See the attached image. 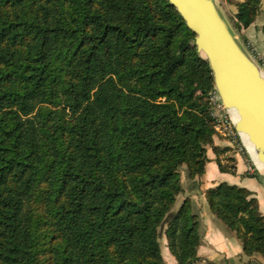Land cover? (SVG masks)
Here are the masks:
<instances>
[{
	"label": "trees",
	"instance_id": "obj_1",
	"mask_svg": "<svg viewBox=\"0 0 264 264\" xmlns=\"http://www.w3.org/2000/svg\"><path fill=\"white\" fill-rule=\"evenodd\" d=\"M261 4H238L241 36ZM195 37L168 0H0V264H167L163 228L176 264H210L190 201L174 212L182 172L203 177L209 148L237 166L219 158ZM205 197L264 262L254 194Z\"/></svg>",
	"mask_w": 264,
	"mask_h": 264
},
{
	"label": "water",
	"instance_id": "obj_2",
	"mask_svg": "<svg viewBox=\"0 0 264 264\" xmlns=\"http://www.w3.org/2000/svg\"><path fill=\"white\" fill-rule=\"evenodd\" d=\"M168 1L195 34L197 53L209 63L215 90L235 130L252 144L248 154L264 182V69L229 22L219 0Z\"/></svg>",
	"mask_w": 264,
	"mask_h": 264
},
{
	"label": "crops",
	"instance_id": "obj_3",
	"mask_svg": "<svg viewBox=\"0 0 264 264\" xmlns=\"http://www.w3.org/2000/svg\"><path fill=\"white\" fill-rule=\"evenodd\" d=\"M243 1L244 0H241L240 3ZM262 10L256 22L249 29L244 31L243 36L237 32L249 50V43L247 37L244 35L247 34L249 39L252 38L251 34H257V32L264 35V24H262L261 28L257 24L258 19L264 17V6ZM236 13H234V15ZM251 41L254 42L253 40ZM215 144L221 148L228 147V143L219 137L215 139ZM224 153L219 156L221 161L223 160ZM208 157L210 161L207 163L206 173L203 177L191 179L185 170L182 172L184 193L178 197L174 212H177L184 203L189 200L191 209L194 210L195 214L200 216L202 222V244L198 253L201 258V263L264 264L260 257H248L244 254L242 245L235 234L230 232L227 227L211 213L205 197V191L207 189L215 187L220 183H228L230 185L243 187L254 194L259 202V208L264 215V182L260 178L255 177L259 174L257 167H255L254 174L251 175L248 171L250 161L244 157L235 156L233 159L237 166L236 174L222 173L217 163V155L211 148L208 149ZM172 261L176 264L174 260Z\"/></svg>",
	"mask_w": 264,
	"mask_h": 264
},
{
	"label": "built area",
	"instance_id": "obj_4",
	"mask_svg": "<svg viewBox=\"0 0 264 264\" xmlns=\"http://www.w3.org/2000/svg\"><path fill=\"white\" fill-rule=\"evenodd\" d=\"M264 67V63H262ZM211 117L214 121V129L216 136L224 139L228 143V151L224 153L223 164H228V159L241 156L250 161L248 168L249 174L253 175L256 163L249 158L248 148L245 141L239 136L235 130L232 116L228 113L219 94L215 90L210 95Z\"/></svg>",
	"mask_w": 264,
	"mask_h": 264
},
{
	"label": "rangeland",
	"instance_id": "obj_5",
	"mask_svg": "<svg viewBox=\"0 0 264 264\" xmlns=\"http://www.w3.org/2000/svg\"><path fill=\"white\" fill-rule=\"evenodd\" d=\"M240 1L241 0H219V2L222 4L223 11H224V13H225V15L228 18L230 23H231V20H233L235 17L234 13H236V9L238 10L237 6H238V4H240ZM263 6H264V0H262L260 13H261V11H263L262 10ZM257 24L261 28L262 24H264V17H260L257 21ZM251 35H252L251 39L248 38L247 34H245L244 36L247 37L249 47H250V51H251L252 55L257 60V62L260 64V66L264 69V67L262 65V63H264V35L261 34L260 32H257V34L255 33V34H251ZM251 40H253L254 42H252ZM192 211L194 213V210H192ZM169 216L167 217V219L169 218ZM199 218H200V216H199ZM201 229H202V222H201ZM201 233H202V231H201ZM160 241H161V245H162L163 256L165 258L166 263L167 264H174L172 261L174 259H173L172 255L170 254V252L166 246V239L164 236V228L162 229V236H161Z\"/></svg>",
	"mask_w": 264,
	"mask_h": 264
},
{
	"label": "bare ground",
	"instance_id": "obj_6",
	"mask_svg": "<svg viewBox=\"0 0 264 264\" xmlns=\"http://www.w3.org/2000/svg\"><path fill=\"white\" fill-rule=\"evenodd\" d=\"M231 113L233 114V118H234V120H237V119H238L237 113H236L234 110H232ZM244 141H245V143H246V145H247V148H248L250 151H253V146H252V144L249 142L248 137L244 136Z\"/></svg>",
	"mask_w": 264,
	"mask_h": 264
}]
</instances>
